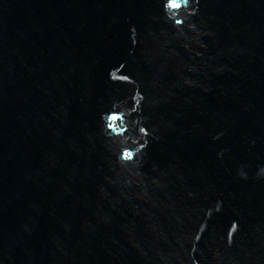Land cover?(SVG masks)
<instances>
[{
	"label": "water",
	"instance_id": "95a60500",
	"mask_svg": "<svg viewBox=\"0 0 264 264\" xmlns=\"http://www.w3.org/2000/svg\"><path fill=\"white\" fill-rule=\"evenodd\" d=\"M163 3L0 0V264H264V0ZM110 70L152 133L127 168Z\"/></svg>",
	"mask_w": 264,
	"mask_h": 264
},
{
	"label": "clouds",
	"instance_id": "9594fccd",
	"mask_svg": "<svg viewBox=\"0 0 264 264\" xmlns=\"http://www.w3.org/2000/svg\"><path fill=\"white\" fill-rule=\"evenodd\" d=\"M172 10L175 15H169V10ZM163 10L167 19L174 22V27L178 31H182L184 22L195 14V9L191 0H164ZM191 29L193 25L188 24ZM116 70V69H115ZM115 70H110L109 78L112 82H126L137 84L131 97L122 101H113L111 110L101 115V131L106 138L114 146L117 154V164L122 168H127L128 161L132 164L137 162L138 158L142 157L143 149L146 148L148 141L145 139L152 133L148 128L143 126L146 118L140 116L141 106L145 100L144 95L139 90L138 82L133 81L128 75L120 74L124 79H117L113 76ZM129 100H131V107H128ZM133 114H137L135 119H131ZM143 140V143L140 141ZM125 163H121V160ZM242 178H247V174L240 172ZM258 176H264V168L258 170ZM222 207V202H217V211ZM232 236L238 230V224L233 222ZM231 240V239H230Z\"/></svg>",
	"mask_w": 264,
	"mask_h": 264
}]
</instances>
